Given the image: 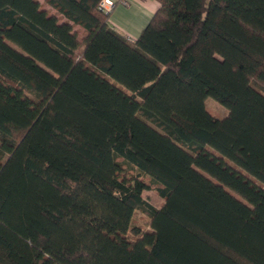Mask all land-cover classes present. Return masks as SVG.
Returning a JSON list of instances; mask_svg holds the SVG:
<instances>
[{
	"label": "trees",
	"instance_id": "1",
	"mask_svg": "<svg viewBox=\"0 0 264 264\" xmlns=\"http://www.w3.org/2000/svg\"><path fill=\"white\" fill-rule=\"evenodd\" d=\"M99 1L0 0V264H264V0Z\"/></svg>",
	"mask_w": 264,
	"mask_h": 264
},
{
	"label": "crops",
	"instance_id": "2",
	"mask_svg": "<svg viewBox=\"0 0 264 264\" xmlns=\"http://www.w3.org/2000/svg\"><path fill=\"white\" fill-rule=\"evenodd\" d=\"M157 8L156 0H129L127 4H117L109 20L113 29L132 40L138 37Z\"/></svg>",
	"mask_w": 264,
	"mask_h": 264
},
{
	"label": "rangeland",
	"instance_id": "3",
	"mask_svg": "<svg viewBox=\"0 0 264 264\" xmlns=\"http://www.w3.org/2000/svg\"><path fill=\"white\" fill-rule=\"evenodd\" d=\"M38 1L43 9H46L49 13H54V9L51 8L48 4H46L44 0H38ZM77 30H78L77 31L78 37L79 39H81V31L79 28H77ZM204 104L206 110L216 118H222L227 114V109L225 108V106L220 104L212 97H207L204 101ZM123 167L129 169V167L126 164H124ZM142 196L156 207L161 206L163 203V199L157 194L155 187L143 191ZM149 222H150V218L146 214L141 213L140 211H136L134 213L133 223L140 226L142 230L147 231L150 229Z\"/></svg>",
	"mask_w": 264,
	"mask_h": 264
},
{
	"label": "built area",
	"instance_id": "4",
	"mask_svg": "<svg viewBox=\"0 0 264 264\" xmlns=\"http://www.w3.org/2000/svg\"><path fill=\"white\" fill-rule=\"evenodd\" d=\"M129 0H100L98 8L105 13L111 12L112 9L119 3L127 4Z\"/></svg>",
	"mask_w": 264,
	"mask_h": 264
}]
</instances>
